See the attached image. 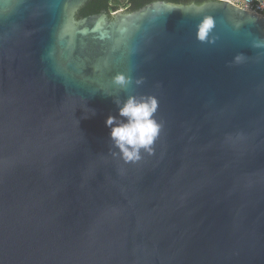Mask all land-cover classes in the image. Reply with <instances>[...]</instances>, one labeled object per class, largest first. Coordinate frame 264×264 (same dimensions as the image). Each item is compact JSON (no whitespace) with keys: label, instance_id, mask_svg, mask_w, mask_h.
I'll return each mask as SVG.
<instances>
[{"label":"water","instance_id":"water-1","mask_svg":"<svg viewBox=\"0 0 264 264\" xmlns=\"http://www.w3.org/2000/svg\"><path fill=\"white\" fill-rule=\"evenodd\" d=\"M87 1L0 0V264H264V18ZM129 94L162 126L134 163L105 125Z\"/></svg>","mask_w":264,"mask_h":264},{"label":"clouds","instance_id":"clouds-1","mask_svg":"<svg viewBox=\"0 0 264 264\" xmlns=\"http://www.w3.org/2000/svg\"><path fill=\"white\" fill-rule=\"evenodd\" d=\"M212 27L213 19L205 18L198 29L197 38L205 41ZM113 80L121 88L131 82L123 74H117ZM114 103L118 108V116L109 115L105 120L106 127L110 128L112 147L117 150L113 155H119L125 163H134L141 159L142 151L152 154L153 145L162 127L154 118L158 108L157 99L153 96L138 97L129 94L125 100L117 99Z\"/></svg>","mask_w":264,"mask_h":264},{"label":"trees","instance_id":"trees-1","mask_svg":"<svg viewBox=\"0 0 264 264\" xmlns=\"http://www.w3.org/2000/svg\"><path fill=\"white\" fill-rule=\"evenodd\" d=\"M159 0H88L77 12L76 18L97 14L105 10L107 14L123 8L124 11L133 12L144 5ZM161 1V0H160ZM175 4H201L204 0H162Z\"/></svg>","mask_w":264,"mask_h":264},{"label":"built area","instance_id":"built-area-1","mask_svg":"<svg viewBox=\"0 0 264 264\" xmlns=\"http://www.w3.org/2000/svg\"><path fill=\"white\" fill-rule=\"evenodd\" d=\"M215 1H227L239 8L257 13L264 18V0H215ZM118 10H124V9L120 8Z\"/></svg>","mask_w":264,"mask_h":264},{"label":"flooded vegetation","instance_id":"flooded-vegetation-1","mask_svg":"<svg viewBox=\"0 0 264 264\" xmlns=\"http://www.w3.org/2000/svg\"><path fill=\"white\" fill-rule=\"evenodd\" d=\"M118 10V9H117ZM112 13V12H111ZM111 13H109L108 15H110Z\"/></svg>","mask_w":264,"mask_h":264}]
</instances>
